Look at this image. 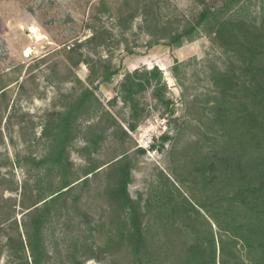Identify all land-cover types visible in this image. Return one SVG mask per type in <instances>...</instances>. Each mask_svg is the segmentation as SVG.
I'll use <instances>...</instances> for the list:
<instances>
[{
	"label": "rangeland",
	"instance_id": "rangeland-1",
	"mask_svg": "<svg viewBox=\"0 0 264 264\" xmlns=\"http://www.w3.org/2000/svg\"><path fill=\"white\" fill-rule=\"evenodd\" d=\"M225 1L0 0V264L30 259L33 212L64 178L75 187L51 205L43 227L49 256L42 264H130L114 236L125 212L110 194L116 176L109 164L126 154L133 199L144 203L157 187L168 190L170 180L203 214H187L198 230L206 232L208 220L217 248L223 240L228 264H264L261 250L228 230L254 222L248 205L231 207L233 187L223 198L222 183L206 186L202 179L209 156L220 149L221 124L208 121L214 76L231 65V56L214 41L210 22L175 40L204 7ZM243 2L227 16L260 21L262 0ZM154 66L170 103L158 98L154 78L135 94L134 112L122 82L129 72L143 77ZM86 87L96 98L75 116L60 161H46L51 140L45 130L56 135L59 112ZM90 164L101 167L84 183Z\"/></svg>",
	"mask_w": 264,
	"mask_h": 264
},
{
	"label": "trees",
	"instance_id": "trees-1",
	"mask_svg": "<svg viewBox=\"0 0 264 264\" xmlns=\"http://www.w3.org/2000/svg\"><path fill=\"white\" fill-rule=\"evenodd\" d=\"M244 2L226 0L222 6L204 7L196 24H191L190 28L176 34L175 40L181 41L182 37L193 33L198 26L210 22L211 30L215 33L214 41L231 56V65L217 71L214 76L216 89L212 96L208 121H219L221 124L222 131L217 138L220 149L209 156L208 163L211 167L201 170L202 179L206 186L217 184L216 180L222 183L223 198H228L230 187L234 188L230 206L237 208L248 205L254 222L247 227L246 224H235L233 230H228L242 238L251 249L264 253V0L260 21H248L242 16H227L235 8L242 9ZM154 78L158 98L165 104L170 103L162 95L165 82L158 66L145 71L143 77L135 70L129 72L122 82L123 99L130 103L134 112L137 109L135 94L147 85H152ZM91 98L96 96L93 90L86 87L75 102L59 112L58 122L55 124L58 130L56 135L52 137L45 130L44 133L51 140L46 161H60L75 116ZM123 132L127 133L124 129ZM128 158L126 154L113 160L109 166L116 176L110 194L125 212L118 233L114 236L118 237L117 242L131 256L130 264H217V250L221 254V264H228L223 240L221 248H217L208 220L207 231L201 233L198 230L196 221L187 214L191 210L198 217L203 214L170 180L168 190L157 187L144 203L142 199L132 198L128 189L131 175ZM100 167L90 164L82 181L87 182L89 174H97ZM74 182L64 178L50 198H44V205L36 206L32 216V228L27 231L30 259L26 256L21 264H42L43 258H48L43 236L45 221L51 205L67 195L75 187ZM223 205L224 210L230 209L227 208L229 204ZM205 210L219 227H225L212 208ZM150 212L152 215L148 217ZM238 230L242 232L237 233ZM21 244L24 249V242ZM106 247L110 248L108 245ZM78 264H86V261H79Z\"/></svg>",
	"mask_w": 264,
	"mask_h": 264
}]
</instances>
